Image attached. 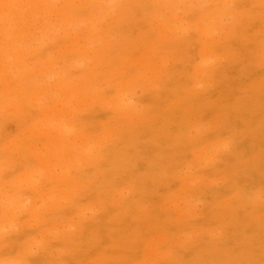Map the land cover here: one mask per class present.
<instances>
[{"label": "rangeland", "instance_id": "374dc122", "mask_svg": "<svg viewBox=\"0 0 264 264\" xmlns=\"http://www.w3.org/2000/svg\"><path fill=\"white\" fill-rule=\"evenodd\" d=\"M0 264H264V0H0Z\"/></svg>", "mask_w": 264, "mask_h": 264}]
</instances>
